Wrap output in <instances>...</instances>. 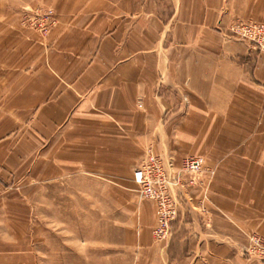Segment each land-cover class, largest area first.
<instances>
[{
  "label": "crops",
  "instance_id": "obj_1",
  "mask_svg": "<svg viewBox=\"0 0 264 264\" xmlns=\"http://www.w3.org/2000/svg\"><path fill=\"white\" fill-rule=\"evenodd\" d=\"M48 3L39 36L0 0V182L90 183L109 225L124 199L137 264H239L228 243L264 232V53L230 27L264 22V0ZM149 149L215 172L178 190L161 243L132 179Z\"/></svg>",
  "mask_w": 264,
  "mask_h": 264
},
{
  "label": "rangeland",
  "instance_id": "obj_2",
  "mask_svg": "<svg viewBox=\"0 0 264 264\" xmlns=\"http://www.w3.org/2000/svg\"><path fill=\"white\" fill-rule=\"evenodd\" d=\"M2 1L5 12L13 14L20 27L39 36H46L57 23L55 12L48 5L49 0ZM49 12L54 21L42 31L38 23L45 21L44 17ZM148 154L161 158L149 149L142 162ZM192 157L203 160V172L207 173L209 179L214 176V170L205 167L201 156ZM181 167L182 163L180 168L170 167L168 171H179ZM181 182L180 189L184 186L197 187L200 185V175L191 183L188 175L181 173ZM91 190L90 183L70 181L38 183L33 187L22 178L19 182H0V264H137L135 256L138 247L136 242H132L135 239V217L123 214L125 200H112L117 202V214L115 224L113 219V225H109L108 216L102 210L103 206L108 205V200L92 198ZM177 194L178 190L171 193L173 198ZM138 200L154 204L156 226L154 201L139 197ZM181 204L179 201L173 220ZM171 222L169 234L164 239L154 237V226L151 230L152 240L157 243L166 241L171 235ZM242 236L243 242L238 245L234 244L236 242L228 243L230 253L238 257L239 264H264V232L245 231Z\"/></svg>",
  "mask_w": 264,
  "mask_h": 264
},
{
  "label": "built area",
  "instance_id": "obj_3",
  "mask_svg": "<svg viewBox=\"0 0 264 264\" xmlns=\"http://www.w3.org/2000/svg\"><path fill=\"white\" fill-rule=\"evenodd\" d=\"M44 18L45 21L38 23L42 31H45L54 21L50 12ZM231 31L238 39L247 41L253 50L264 53L263 23L239 22L231 27ZM170 167L165 166L158 156L148 154L141 165L133 171L138 197L150 199L155 203L157 225L153 235L158 240L168 236L169 224L176 216L180 200L178 195L173 198L171 193L181 188V173L187 174L189 182L193 183L203 172V160L198 157H189L183 160L179 171L169 172Z\"/></svg>",
  "mask_w": 264,
  "mask_h": 264
},
{
  "label": "bare ground",
  "instance_id": "obj_4",
  "mask_svg": "<svg viewBox=\"0 0 264 264\" xmlns=\"http://www.w3.org/2000/svg\"><path fill=\"white\" fill-rule=\"evenodd\" d=\"M135 169H136V168H135ZM135 169H134V170H135ZM132 175H133V173H132ZM133 181H134V180H133ZM134 183H135V182H134ZM136 193H137V191H136ZM137 196H138V195H137Z\"/></svg>",
  "mask_w": 264,
  "mask_h": 264
}]
</instances>
